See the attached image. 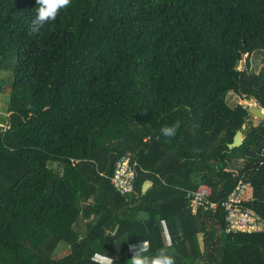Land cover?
Masks as SVG:
<instances>
[{"label":"trees","instance_id":"trees-1","mask_svg":"<svg viewBox=\"0 0 264 264\" xmlns=\"http://www.w3.org/2000/svg\"><path fill=\"white\" fill-rule=\"evenodd\" d=\"M37 8L0 0V264H128L144 241L175 264H264V233H228L222 208L186 197L249 182L243 204L264 219V119L229 150L251 114L226 100L264 108V64L249 62L264 0H71L33 34ZM120 157L136 162L129 194L109 181Z\"/></svg>","mask_w":264,"mask_h":264},{"label":"built area","instance_id":"built-area-1","mask_svg":"<svg viewBox=\"0 0 264 264\" xmlns=\"http://www.w3.org/2000/svg\"><path fill=\"white\" fill-rule=\"evenodd\" d=\"M136 173V162L130 163L129 158L120 157L115 162L109 181L118 193L129 194L134 190ZM209 194L210 188L206 184H201L194 190H187L186 197L189 200L191 211L196 212L199 208L210 209L211 211L222 208L226 232L264 233V219L243 204L252 196L249 182H239L228 196L219 203L209 200Z\"/></svg>","mask_w":264,"mask_h":264},{"label":"clouds","instance_id":"clouds-1","mask_svg":"<svg viewBox=\"0 0 264 264\" xmlns=\"http://www.w3.org/2000/svg\"><path fill=\"white\" fill-rule=\"evenodd\" d=\"M38 8L35 18L31 23V32L39 33L41 28L50 21H55L60 10L71 5V0H36ZM180 127V122L176 121L172 125H166L160 129L165 137H174ZM150 245L148 241L133 244L127 247L126 253L131 254L128 264H175V258L168 249L161 247L155 253L148 255ZM92 264H114V260L107 254L96 252L90 258Z\"/></svg>","mask_w":264,"mask_h":264},{"label":"rangeland","instance_id":"rangeland-1","mask_svg":"<svg viewBox=\"0 0 264 264\" xmlns=\"http://www.w3.org/2000/svg\"><path fill=\"white\" fill-rule=\"evenodd\" d=\"M245 59H246V56H244L243 60L238 64V67H237L238 69H243L244 64H245ZM249 62H250V70L257 72L264 64L263 53H258V54H255L253 56H250ZM1 63H3V61H0V64ZM5 76H6V74H5ZM0 77H2L1 74H0ZM5 78L6 77L3 76V79H5ZM226 100L230 106H234L236 104H242L243 106H248L249 104H253V103L257 104L253 99H245L242 96H239L232 91L227 94ZM6 102H7L6 92L2 91V93H0V118H4L6 116V114H5ZM260 120L261 119L259 117H254L251 114L247 118L245 124L242 126V131H246L250 124L256 125ZM51 166L53 168L58 167L54 163H52ZM64 253L65 252L62 251L59 255H63Z\"/></svg>","mask_w":264,"mask_h":264},{"label":"water","instance_id":"water-1","mask_svg":"<svg viewBox=\"0 0 264 264\" xmlns=\"http://www.w3.org/2000/svg\"><path fill=\"white\" fill-rule=\"evenodd\" d=\"M248 112L252 114L254 117H259L260 119H264V108L259 106L258 104H249L247 106ZM243 131L238 130L233 137V140L230 144H228V149L232 150L234 148H238L243 144L244 140ZM151 186V181L149 179H145L141 183V192L143 193L148 187Z\"/></svg>","mask_w":264,"mask_h":264}]
</instances>
